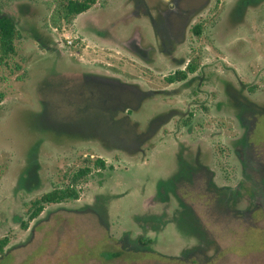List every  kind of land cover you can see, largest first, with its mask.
I'll return each instance as SVG.
<instances>
[{
  "label": "rangeland",
  "instance_id": "obj_1",
  "mask_svg": "<svg viewBox=\"0 0 264 264\" xmlns=\"http://www.w3.org/2000/svg\"><path fill=\"white\" fill-rule=\"evenodd\" d=\"M160 2L97 0L67 18L59 0H0V12L11 16L21 33L17 53L8 65L0 64V240L8 238L4 249L9 252L0 264H264V0ZM171 3L188 14L179 36L185 44L176 51L189 52L192 41V58L205 63L208 74H221L213 80L216 87L232 80L234 89L255 103L241 98L236 104L207 83L200 97L206 109H199L205 127L191 135L180 132L186 142L150 140L136 150L137 144L122 141L118 111L99 110L106 103L118 105L107 87L90 79L100 99L82 109H74L68 98L83 82L84 70L103 69L143 81L146 88L165 87L163 74L154 78L150 70L157 59L161 68L174 69L162 63L169 60L168 36L158 31L153 10ZM198 23L203 32L195 42L192 28ZM136 27L144 50L154 48L149 61L124 46L126 35L135 38ZM67 38L74 40L68 48ZM152 101L150 108H156ZM150 112H134L131 121L137 119L144 129ZM243 113L245 125L236 118ZM175 120L166 130L176 129ZM243 136L246 142L235 147ZM200 147L211 173L194 174L200 166L191 164L192 154H183H196ZM98 158L105 168L96 167ZM87 166L91 171L77 185L78 199L47 205L37 219L28 220L33 200L69 184ZM212 175L216 187L243 180L242 197L227 202L226 194L209 183ZM180 204L188 206V221ZM86 205L101 215L77 211ZM136 215L150 223L146 235L154 238L153 253L106 259L103 251L117 250L125 231L132 239L141 234Z\"/></svg>",
  "mask_w": 264,
  "mask_h": 264
},
{
  "label": "flooded vegetation",
  "instance_id": "obj_2",
  "mask_svg": "<svg viewBox=\"0 0 264 264\" xmlns=\"http://www.w3.org/2000/svg\"><path fill=\"white\" fill-rule=\"evenodd\" d=\"M164 6L162 8H156L155 10H153L155 11V14L159 16L158 21L156 20L153 22L154 24L156 23V27L160 33L164 31V33H166V35L168 36L169 44L166 45L165 51L167 53V56H169V60L162 61V63L165 62L167 66H171V68L174 69L169 71L167 70V68L169 67L161 68V65L158 64L161 59H157L155 67H152L150 70H152L151 74L154 78H157L159 75L163 74L162 78L166 83L165 87L146 88L143 81H129L128 79L123 78L120 74H117L115 72L112 73L103 69H94L91 71L84 70L83 72H81L83 76V82L81 83V85L74 88V92H70L71 95L68 98L70 104L74 106V109H82L85 108L86 105L88 106L90 102L100 99L98 96V92H96V90L92 88L93 86L89 82L90 79L99 82L98 84L100 85H104L105 87H107L110 92L109 98H114L117 101L118 105H116V108H113L112 105L106 103L104 106H102L103 108L101 107L99 110L105 112L110 110L118 111V115L122 116L119 117V119L124 120L122 121L123 124L119 125V128L121 134L125 136V140H120L137 144L138 146L136 150L139 149L141 143L143 144L145 142H149L150 140L155 142H161L163 140L169 141L171 137L176 142H186V139L180 138V132L186 130V132L191 135L195 132L196 127H205V125L203 126L205 114L200 112L199 109L201 111L206 109V101H202L200 97L205 94L207 83L215 86V81L213 80L216 79L215 77L221 76V74L217 75L213 72H210V74H208L206 70V64L202 63L197 57L196 58L199 61H197V59L194 57L192 58L191 55L195 51L194 49H196V47L194 46L195 43H193L192 41L190 42V46H187V49H190L189 52L182 54V52L179 51L182 56L175 54L176 52H178L176 51L178 47L181 44H185L183 43L184 39H179V36L182 33V28L184 27V24H182V22L188 19V14L178 13L177 10L172 8V6H174L172 3L168 6ZM148 13H150V11ZM198 14L193 15L191 19L196 18ZM198 24H195L192 28L193 34L196 35L194 39L195 42L196 40L198 41L203 32L202 24L201 34L197 35L194 32V28ZM136 29L137 30H133L135 32H133L134 34H136L138 31L137 27ZM102 33L103 31H101V34ZM126 37L127 38L125 39L126 42L124 46L126 48H129V50L136 54L137 57L140 56L144 60L149 61V52L151 51V53H153L154 48L152 45H150L149 48L147 47V50H144V48L142 47L143 44L141 42V31H138V33L135 35V38H133L134 35H132L131 37L126 35ZM73 45L74 42L71 46ZM71 46L66 45V48ZM198 51L200 50L198 49ZM199 55L201 56V54ZM175 76L178 77L177 80L173 79ZM180 77L183 78L180 79ZM232 83L233 81L231 80V82L227 83L224 88L216 86L215 87L219 88L220 90H224V92L226 91L228 96H230V98H232V101L236 102V104L242 103L241 98L247 99L249 101L252 100L249 94L246 92H242L243 94L240 92L241 94H239L237 92L238 90L234 89ZM231 91H235L236 96H234ZM160 97L163 100H175V98L181 97L183 100H186V102H183L182 104L180 102L159 103ZM149 100H153L151 102V105L153 107L155 105L158 106L156 108H150V103H148ZM252 102L253 104L255 103L253 100ZM97 104L99 105V103ZM60 105H62V103ZM146 110H150L151 112L149 116H146L147 119H145L146 124L144 126V129H140L142 123L137 119L131 121L130 116L134 112ZM196 111H199V113L196 114ZM110 116H112V114H110ZM236 118L242 125H245L246 118L243 116V114H239V117L237 116ZM174 120V126L176 125V129L173 131L166 130L167 126ZM114 123L117 124V122ZM126 127L131 130V134H127ZM202 137L204 138L205 135H202ZM86 141L91 140L88 139L85 140V142ZM187 153L188 155L192 154V157L190 156V158L195 160V163H191V161L190 163L192 165H196V167L200 166L199 169L194 170V174L207 171L211 173L210 167L206 165V162L203 161L204 150L201 147L196 152V154L187 151L183 154L186 155ZM235 153L236 155H239L238 150H235ZM180 170L181 168L175 171L174 174L178 173ZM213 176L214 175H212V179H210L209 181L210 184H214ZM174 185H179V182H174Z\"/></svg>",
  "mask_w": 264,
  "mask_h": 264
},
{
  "label": "trees",
  "instance_id": "obj_3",
  "mask_svg": "<svg viewBox=\"0 0 264 264\" xmlns=\"http://www.w3.org/2000/svg\"><path fill=\"white\" fill-rule=\"evenodd\" d=\"M96 1L97 0H59L60 7L63 9L64 12L63 14H65V17L67 18L75 17L81 13L86 12L96 3ZM194 32L197 35L201 34V23L195 26ZM20 36L21 33L19 31L16 21L11 16L3 12H0V64L8 65L9 60L17 53L16 40H18ZM182 78L183 77H180V79ZM173 79L177 80L178 77L175 76ZM246 140H247L246 136H243L242 138H239L238 140L233 142V144L236 147L239 146L241 143L246 142ZM183 149L185 148L183 147L181 150ZM184 152H186V150H184L183 153ZM94 163L98 168H105L107 166V163L102 158L96 159ZM90 171L91 169L88 166L81 168L72 176L69 184L62 187L61 186L55 187L52 190L43 193L39 198L33 200L31 202L28 220L37 219L43 213L47 205L60 204L70 199H78L79 189L77 185L83 178L87 177L90 174ZM213 185L217 189L218 193L221 192L226 194L227 202H229L231 198L242 197L241 194L244 188L243 180H240L236 185H226L222 187H218V186L216 187L215 184ZM25 190L29 191L30 189L29 190L25 189ZM159 193H160V197L164 199L163 196L165 195V193H162L161 190ZM89 205H93V203ZM180 205H181L180 210H183L184 212L187 213L188 217L186 218V220L188 221V218L190 217L188 206L184 204H180ZM88 208L86 205L85 207L78 209L77 211L87 212V210H89L101 215L97 211ZM135 219H136L135 225L141 230V234L132 239L131 238L132 236L130 235V231H125L122 237L118 239V245L120 247H118L117 250L103 251V256L106 259L113 260L121 257L122 255L132 256L135 255L134 253L136 254H143L142 252H150L149 254L153 253L152 245H154L153 244L154 238H151L148 235H146V232H148L149 229H151L150 223L146 224V222L143 221L144 215L139 217L136 215L134 217V220ZM171 221L167 220L165 224L171 223ZM161 225L164 224L162 223ZM21 226L23 228H27L28 222L26 221L21 222ZM7 243H8V238H4L0 240V254H1L0 258H3L9 254V252H5L4 249Z\"/></svg>",
  "mask_w": 264,
  "mask_h": 264
},
{
  "label": "built area",
  "instance_id": "obj_4",
  "mask_svg": "<svg viewBox=\"0 0 264 264\" xmlns=\"http://www.w3.org/2000/svg\"><path fill=\"white\" fill-rule=\"evenodd\" d=\"M74 40L71 38H67L66 45L71 46L73 44Z\"/></svg>",
  "mask_w": 264,
  "mask_h": 264
}]
</instances>
